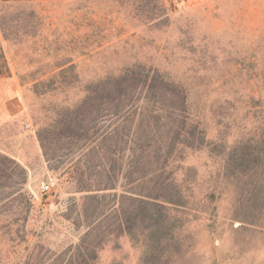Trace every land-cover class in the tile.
<instances>
[{
    "label": "rangeland",
    "instance_id": "rangeland-1",
    "mask_svg": "<svg viewBox=\"0 0 264 264\" xmlns=\"http://www.w3.org/2000/svg\"><path fill=\"white\" fill-rule=\"evenodd\" d=\"M134 2L0 6V264H264V0ZM133 70L181 141L147 91L121 115Z\"/></svg>",
    "mask_w": 264,
    "mask_h": 264
},
{
    "label": "trees",
    "instance_id": "trees-1",
    "mask_svg": "<svg viewBox=\"0 0 264 264\" xmlns=\"http://www.w3.org/2000/svg\"><path fill=\"white\" fill-rule=\"evenodd\" d=\"M21 1H30V0H0V6L2 4H14L19 3ZM167 0H135L134 5L136 10H138L139 14L147 16L149 21L157 19V24L167 21V8H166ZM161 18V19H160ZM155 23V24H156ZM2 30L4 31V35L7 37L6 29L2 26ZM9 69H7V63L5 61V56L0 46V77L5 75ZM162 85L166 88V86L173 87V95L171 97L172 102L165 105L161 100L156 97L157 93H160L159 86ZM177 87V88H176ZM115 90L119 92L121 95V115L126 116L129 115L130 112L134 111L137 113L140 96L144 91H147V94H153L152 100L155 103L159 104V109L166 111L170 114L176 116L175 129H177L172 138L176 143L177 141H181L184 137V128L189 120L190 114L187 111L188 97L183 94L182 91H179V87L175 85L173 82L171 83L169 80L160 79L156 72L151 73V71H127L125 75L118 78L116 82ZM114 89L111 87L110 91L112 92ZM164 94H168L166 91ZM138 95V96H137ZM167 98V97H166ZM178 99L180 102H178ZM161 104V105H160Z\"/></svg>",
    "mask_w": 264,
    "mask_h": 264
},
{
    "label": "built area",
    "instance_id": "built-area-1",
    "mask_svg": "<svg viewBox=\"0 0 264 264\" xmlns=\"http://www.w3.org/2000/svg\"><path fill=\"white\" fill-rule=\"evenodd\" d=\"M51 188H52V184L46 180H43L41 182V189L44 193H48L51 191Z\"/></svg>",
    "mask_w": 264,
    "mask_h": 264
}]
</instances>
